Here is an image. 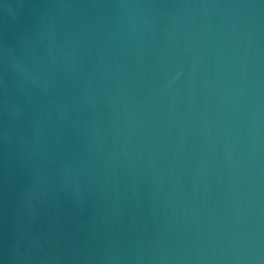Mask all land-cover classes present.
I'll return each instance as SVG.
<instances>
[{"label":"water","instance_id":"95a60500","mask_svg":"<svg viewBox=\"0 0 264 264\" xmlns=\"http://www.w3.org/2000/svg\"><path fill=\"white\" fill-rule=\"evenodd\" d=\"M0 264H264V0H0Z\"/></svg>","mask_w":264,"mask_h":264}]
</instances>
